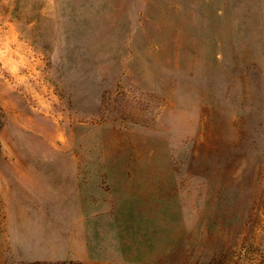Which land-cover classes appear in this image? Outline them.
Returning a JSON list of instances; mask_svg holds the SVG:
<instances>
[{
    "label": "rangeland",
    "instance_id": "obj_1",
    "mask_svg": "<svg viewBox=\"0 0 264 264\" xmlns=\"http://www.w3.org/2000/svg\"><path fill=\"white\" fill-rule=\"evenodd\" d=\"M0 264H264V0H0Z\"/></svg>",
    "mask_w": 264,
    "mask_h": 264
}]
</instances>
